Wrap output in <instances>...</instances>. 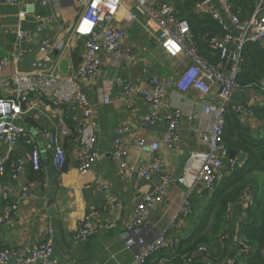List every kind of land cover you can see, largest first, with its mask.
I'll list each match as a JSON object with an SVG mask.
<instances>
[{
	"label": "crops",
	"instance_id": "0c3cea01",
	"mask_svg": "<svg viewBox=\"0 0 264 264\" xmlns=\"http://www.w3.org/2000/svg\"><path fill=\"white\" fill-rule=\"evenodd\" d=\"M227 3L228 0H213L215 10L223 16ZM81 12L82 5L78 0H49L46 5H42L40 0H21L18 5L0 2V58L9 60L6 74L24 72L26 56L31 53H38L41 59L47 58V62L55 63L54 66L46 65L43 71H50L56 66L59 68L64 58L69 61V67L78 69L83 62L86 39L72 35V29ZM112 24L126 29V47L135 52L139 59L136 65L128 66L119 57L102 51L101 70L82 82L83 90L94 106V118L98 125L97 148L101 158L89 172L80 173L77 170V141L80 129L85 124L81 111L76 105L51 108L36 103L35 108L19 124L36 136L42 168L36 171L28 161L23 183L28 185L29 192L22 196L20 188L11 179L12 162L16 157L28 160L31 148L23 142L19 143L8 160L6 173L0 176L3 199L0 209V248L33 247L43 240L48 227H51L54 231V259L57 264H129L134 260L137 249H127L125 227L144 193L151 185L158 184L162 177H155L148 183L137 179L132 171H121L113 164L111 153L116 130L121 127L127 129L122 140L129 147L128 163L138 165L150 162L155 155L141 150L137 141L146 139L150 143L161 142L167 125L163 115L158 116L153 126L144 123L150 106L136 90L147 87L154 76L180 74L190 61L174 51L168 42L156 43L157 33L149 27L147 19L138 14L133 0H125ZM19 32L25 33L27 40L20 39ZM46 41L49 42V48L44 54L41 48ZM67 43L69 47L65 51ZM119 84L131 85L133 89L128 97L121 96ZM106 91L111 98L109 104L103 103ZM254 93L241 88L234 95L233 104L246 105L253 95L257 98L255 106H264V93L257 90ZM7 94L6 88L0 89V97ZM171 98L173 105L184 113L180 130L182 140L173 148L162 145L157 155L167 165L166 173L181 175L190 153L202 147L200 134L210 127L212 118L203 116V99L195 90L182 94L173 89ZM238 119L254 137L264 136V122L256 116L246 120L238 116ZM39 131L53 132L59 137L67 156L66 166L60 173L54 171L51 155L44 146V137L36 134ZM241 158L238 156V159ZM98 181L102 182L104 189L99 187ZM184 189L180 185L171 187L167 202L150 212L144 228L148 239L168 228L182 200ZM213 192L196 193L192 196L193 204L201 201L203 205H208L213 199ZM12 204L19 205V208L9 220H5L4 208ZM91 211L96 212L94 222L97 231L86 240H79L78 229ZM200 219L201 214L193 210L192 216L181 224L176 236H171L172 240L176 238L173 245L155 255L148 264H165L168 261L165 257L174 254L171 249L178 238L188 236ZM228 219L232 223L222 226L233 234L242 219L241 201L230 207ZM105 223L114 226L107 230L100 229L99 225Z\"/></svg>",
	"mask_w": 264,
	"mask_h": 264
},
{
	"label": "built area",
	"instance_id": "2783aa9c",
	"mask_svg": "<svg viewBox=\"0 0 264 264\" xmlns=\"http://www.w3.org/2000/svg\"><path fill=\"white\" fill-rule=\"evenodd\" d=\"M49 0H40L46 5ZM82 5L81 16L72 29V35L86 39L83 62L78 69L68 68V73H62L58 66L50 71L23 72L16 71L6 74L9 65L7 58H0V89L6 88L8 93L0 97V176L7 171L8 160L12 157L19 143L23 142L31 148L28 160L16 157L12 162L11 179L18 185L22 196L29 192L28 185L23 183L28 161L36 171L42 168L41 153L36 136L30 134L19 122L35 108L36 103L51 108L72 107L76 105L81 111L85 124L79 132L77 148V170L80 173L89 172L101 158L97 148L98 125L94 118V106L82 87V82L96 75L103 66L101 52L115 55L126 65L134 66L138 62L135 52L126 47L128 33L126 29L114 26L125 0H78ZM139 15L147 19L149 27L157 33V44L168 42V45L180 53L190 62L178 75L166 77L154 76L147 87H140L136 91L150 106V111L144 117L146 125H155L159 115L166 121V131L161 142H148L146 139L137 141L141 150L153 153L150 162L138 165L128 163L129 147L122 140L126 128L116 130L114 148L111 159L121 171H132L137 179L151 183L155 177L161 176L156 185H151L144 193L141 202L134 208L130 221L125 227L127 249H137L134 260L129 264H147L155 255L166 247L173 245L171 236H176L181 224L186 222L193 213L192 196L198 192H212L220 180L234 173L240 165L239 159L231 157L229 148L224 143V134L228 119L238 115L244 120L254 118L253 108L257 102L256 96H251L246 105L233 104L234 95L246 88L253 92L255 85L241 87L238 81L243 65L242 49L247 43L264 44V0H258L252 17L242 22L227 3L225 15L215 10L213 0H201L195 5L196 14H209L221 25L223 35L209 40V45L220 53L219 60L211 63L204 59L198 46L192 40L191 28L186 20L175 13L174 6L164 0H133ZM4 5H18L21 0H0ZM18 37L27 40L25 33L19 32ZM69 43L65 45V51ZM49 42H44L41 52L46 54ZM47 60V58H44ZM229 67V68H228ZM121 96L128 97L132 91L130 84H119ZM264 88V83L262 88ZM178 90L184 94L190 90L199 92L204 103L203 116L212 118V124L200 134L202 147L190 153L181 175L166 173L167 165L157 155L163 145L173 148L180 144L181 123L184 119L183 110L175 107L171 98V91ZM255 94V93H254ZM103 103H111L109 92H104ZM200 133L199 129L195 130ZM44 137L45 149L50 153L51 165L55 172L60 173L66 166L67 156L56 133L36 132ZM99 187L104 189L101 181ZM175 185L183 186L181 202L170 221L168 228L152 239L144 234L146 221L150 212L167 202L168 192ZM253 197L245 192L242 198V210L249 207ZM3 199L0 192V209ZM19 205H6L3 212L5 220H9L17 211ZM96 212H89L80 225L77 238L86 240L97 231L95 227ZM245 215L242 213V218ZM242 220V219H241ZM113 224H100L99 228L107 230ZM236 230L233 241L249 252V246L238 236ZM206 252L200 247L198 255ZM195 257H185L184 264H192ZM0 264H57L54 259V231L48 227L43 240L33 247L24 249L18 246L0 248Z\"/></svg>",
	"mask_w": 264,
	"mask_h": 264
},
{
	"label": "trees",
	"instance_id": "16d2710c",
	"mask_svg": "<svg viewBox=\"0 0 264 264\" xmlns=\"http://www.w3.org/2000/svg\"><path fill=\"white\" fill-rule=\"evenodd\" d=\"M164 1L171 3L177 16L189 23L192 40L202 57L211 63L218 62L220 53L208 42L221 37L223 30L211 15L195 13V5L201 0ZM257 2L228 0L232 12L242 22L252 17ZM241 54L243 65L238 79L241 87L253 84L257 91L264 93V88L261 89L264 83V48L259 43H247ZM253 112L258 120L264 122V106H255ZM224 143L237 158L242 157L240 165L234 173L220 180L200 223L188 236L178 238L171 249L174 254L165 257L168 260L165 264H184L185 257H195L192 264H264V136L254 137L243 127L238 115H232L226 125ZM245 192L252 195L253 202L244 212L242 210L245 217L239 221L237 234L249 246L248 253L233 241L235 231L231 234L222 226L232 223L228 219L229 209L242 201ZM200 247H205L206 252L198 255Z\"/></svg>",
	"mask_w": 264,
	"mask_h": 264
},
{
	"label": "water",
	"instance_id": "95a60500",
	"mask_svg": "<svg viewBox=\"0 0 264 264\" xmlns=\"http://www.w3.org/2000/svg\"><path fill=\"white\" fill-rule=\"evenodd\" d=\"M46 65L54 66L55 63L51 61L47 62L45 59H41L38 53H31L26 56L24 72L29 73V72H34V71H43L45 70L44 67ZM36 67H39V68H36ZM59 68L62 73L64 74L68 73L69 61L64 58L60 62ZM231 157L232 158L235 157L234 152H231Z\"/></svg>",
	"mask_w": 264,
	"mask_h": 264
},
{
	"label": "rangeland",
	"instance_id": "374dc122",
	"mask_svg": "<svg viewBox=\"0 0 264 264\" xmlns=\"http://www.w3.org/2000/svg\"><path fill=\"white\" fill-rule=\"evenodd\" d=\"M193 206L195 207V209L193 208V210L197 211L199 214H201V216L202 211L205 210V208L207 207V205H203L201 201L197 202L195 205L193 204Z\"/></svg>",
	"mask_w": 264,
	"mask_h": 264
}]
</instances>
